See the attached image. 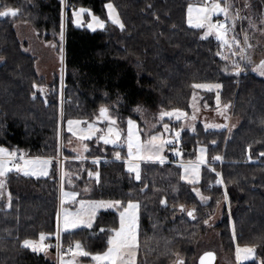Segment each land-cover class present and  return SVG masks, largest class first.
Returning a JSON list of instances; mask_svg holds the SVG:
<instances>
[{
	"label": "trees",
	"instance_id": "trees-1",
	"mask_svg": "<svg viewBox=\"0 0 264 264\" xmlns=\"http://www.w3.org/2000/svg\"><path fill=\"white\" fill-rule=\"evenodd\" d=\"M252 1L264 18V0ZM190 2L0 0V11H18L16 17L0 18V147L52 161L46 177L7 175L6 188L0 190V264H57L51 256L56 247L33 252L23 241L47 234L56 242L63 188L78 191L81 199L116 200L122 207L139 203L137 264H175L178 258L195 263L208 218L228 198L230 212L226 207L217 225L225 248L236 254L232 219L238 245L255 250V259L241 264H264V76L252 67L240 75L225 71L219 41L201 39L203 30L188 25ZM108 3L118 9L123 28L108 20ZM74 8L105 20V29L77 26ZM84 16L87 23L89 13ZM19 20L30 23L41 39L56 42L64 55L63 78L56 75L48 82L39 73L37 57L19 37ZM204 83L222 86L202 92L204 105L216 109L220 102L240 124L232 131L217 130L199 121L190 130L182 129V118H164L162 127L171 124L170 136L180 130V154L177 158L170 145L167 162H142L139 180L128 171L125 146L92 137L85 156L72 148L74 136L67 129L71 119L92 123L107 108L118 125L138 121L145 136L148 123L157 122L162 112L190 113L195 85ZM103 120L107 130L109 122ZM200 146L207 148V165L193 184L183 179L176 161L196 160ZM217 171L224 186L215 184ZM119 224L117 211H102L91 228L63 233L62 244L80 242L90 253H102L110 230Z\"/></svg>",
	"mask_w": 264,
	"mask_h": 264
},
{
	"label": "rangeland",
	"instance_id": "rangeland-1",
	"mask_svg": "<svg viewBox=\"0 0 264 264\" xmlns=\"http://www.w3.org/2000/svg\"><path fill=\"white\" fill-rule=\"evenodd\" d=\"M207 3L210 5L211 0H207ZM110 4H112L113 9L115 10V12H114L115 16L118 17L120 23L123 24L118 9L116 8V6L113 3H110ZM190 4H192L196 7L201 6L197 2V0H191ZM246 4L248 6H246ZM84 10L85 11L79 17H77L75 15V22H76L77 26H80V27L87 26V28L90 29L91 31H96L99 29H105V27L107 25V22L105 20H103L99 16L93 14L89 10H86V9H84ZM79 11H80V9L76 10L75 13L79 12ZM86 13H89V16H90V20L87 23H85V16H84ZM187 14H188V12H187ZM237 14L239 15L240 18L235 19V23L233 26V19L236 17ZM107 16H108V20L110 22H112V19L109 16V9L108 8H107ZM93 17L99 19L103 23L104 26L100 27L98 24L94 23ZM212 20H213V22H221L222 21V22L226 23L230 28L228 35H227V39L229 40V44L231 46L224 45V44H222L221 41L218 40L220 43V48H221V55L223 56L224 60L226 61L225 71H227L228 73L237 72L238 69H237V67H235V65H239V68L243 69V71L239 72L238 75H240L242 72H245V70L248 67L256 68L257 65L260 63L261 58L264 55V18H263V15L258 10H256V8L253 4V1L252 0H231V8L229 10L228 18L225 19V17L223 15H220V16H213ZM89 24L92 25L91 28L88 27ZM116 25H119V24H116ZM188 25H189V23H188ZM16 29L18 31L20 39L24 43L25 50L28 53L37 57V59H38L37 66H38L39 73L42 76L46 77L48 79V82L53 81L54 78L56 77V75L62 76V78H63V76H64V71H63L64 70V55L59 52L56 42L55 41H46V40L41 39L38 36L36 29L30 23L23 21V20H19L16 22ZM202 30H203V34H204L206 29H202ZM209 37H214L216 39L215 35H211ZM232 37H235L236 40L239 41L238 45L235 43H232ZM245 37H247V40H245ZM249 45H251V47H249ZM249 60H251V63L248 62ZM257 72L261 76H264L259 71H257ZM196 85H207V86H210L211 90H209V88H197V87H195L197 90H196L194 97L192 99L191 112L185 113V112L179 110V112L185 114V115L181 116V118L183 119L182 129L194 130L196 127V124L200 121V122H203L206 125V127L209 129L231 130V131L234 130L240 124V119L233 116L232 110L230 111L228 108H226L222 104H220V102H217V104H219V106L216 109L206 107L203 103V93L202 92H204V91H219L222 86L219 84H216V83H204V84H196ZM216 85H219L218 89H217ZM42 89H44V88L42 87ZM137 109H140L139 111L136 110L137 113L145 118L146 115L144 114V111L142 110V108H137ZM174 111H176V110H172V111H168V112H174ZM164 118H169V117L165 116ZM172 119L177 120L174 116L172 117ZM71 120L75 121L78 119H71ZM78 121H80V120H78ZM103 121H104L103 118H99V119L97 118V120H95V122H92V123L95 124V126L97 128L104 130V133H106L107 130H105L103 127ZM149 121H153V118L150 119ZM133 122L136 126V130L138 131L139 139L141 142L145 141L144 143H146L147 141H149V139H150L149 137L152 136L153 134H159L160 135L161 133H163L165 135L167 134V137L164 138L165 141H171V143H166V144H168L169 146L172 145L173 147L176 146L175 149H179V138H177L176 136H170V133L172 131L171 124H168L167 122L164 123V125L167 124L169 126L168 131H165L164 125L162 127L163 121L160 118L157 122H149L147 130H146V135L144 136L142 133L143 131L140 129V123L138 121H133ZM84 124L85 123H81L79 125V127L80 128H86L87 124L86 125H84ZM209 125H212L213 127H208ZM115 127L117 129H119V131L121 133L120 141L118 142V144H110V145H112V146L125 145V147L127 148V144H126L127 130H125L124 128H122V126H119L118 124H116ZM73 128L75 129L76 126L74 125ZM67 129H68V125H67ZM176 132L180 133V130H175L174 133H176ZM104 133L97 132L92 137H99L100 135H102ZM73 136H74V140H73L72 148L75 150V152H77L78 155L85 156L87 153V150H88V149L85 150V146H86V148H88L86 141L89 139H83L82 140L79 138L78 135H73ZM114 138L115 137H113V139ZM127 151H128V148H127ZM165 155L166 156L164 157L163 161L167 162V160H168L167 152H165ZM176 156L178 158V154H176ZM127 157H128V152H127ZM180 160L181 159H179V161H176V163L179 166H181L182 171H183V163L184 162H182L183 160L182 161H180ZM142 162H153L154 163V162H160V161H156L155 159H153L151 161H145V160H143V161H139V160L132 161V163L139 165L140 174H141V163ZM187 162H195V163H191V164H197L199 162V160L197 157L196 160H191V161H187ZM206 165H207V161H206V163H202L199 165L198 182L200 181V178H201L202 168ZM127 166L129 168V162H128ZM186 167H187V165H186ZM217 175H218V180H216L215 184L224 186L225 184H224V181L222 178L221 171H217ZM31 176H41V175H31ZM182 177L184 179L183 172H182ZM184 180L187 181L186 179H184ZM217 181H222V183H217ZM193 184H195V183H193ZM211 186H213V184ZM65 192L76 193L77 195L75 197V201L71 200L70 197H64L63 193H65ZM198 192H199V195H201V192L200 191H198ZM80 201H83L85 206H87L91 202H100V201L115 202L116 200L81 199L78 191L73 190V189L63 188L61 190V197H60V211H59V219H58L59 224H58L57 235L60 234V229L63 233L71 232V231L65 232L62 230V228H63V213L64 212L76 213V212L80 211V208H81ZM129 203L138 204V206H139L138 209L136 210V216H137V240H138V244L140 246V242H139V237H140V235H139V231H140V227H139L140 205L137 201H130ZM127 205L125 207H122L121 202H120V205L117 207L98 209L96 212L93 224L95 223L97 215L100 212L108 211V210H115L119 213V216H120V213L122 211H124V209L127 207ZM226 207H227L228 211L230 212V204H229L228 198H226L225 200L220 202L218 204V206L216 207L214 214H212L208 218L207 224H208L209 229L206 233H204L199 238V240L197 242L196 258H195L196 262H197V259L200 257V255L203 254L204 252H207V251H215L217 253L218 259H217L216 264H241V263L251 262V261H253V259H255V253H254L253 257H249L248 259L245 260L243 258L245 254L243 252H241V259L238 260L237 254L234 255L230 252V250H227L225 248V246L221 240L220 230L217 228V225L223 219L224 210ZM86 218L87 217H85V219ZM77 229H79V228H77ZM74 230H76V229H74ZM74 230H72V231H74ZM231 230H232V235L234 238V243H235L236 249H237V247H239L241 249L253 248L252 245H248V244L238 245V242L236 239L235 227H234V223H233L232 219H231ZM63 246H64V249L62 248L63 251H61V252L58 251L55 254L57 264H62V259L65 262L73 259L71 252H69L65 249L66 245H63ZM138 253H139V248H138L137 256H136V264L138 263ZM82 258L83 257H76V264H95V262H90V263L89 262H83ZM196 262L193 264H197Z\"/></svg>",
	"mask_w": 264,
	"mask_h": 264
},
{
	"label": "snow or ice",
	"instance_id": "snow-or-ice-1",
	"mask_svg": "<svg viewBox=\"0 0 264 264\" xmlns=\"http://www.w3.org/2000/svg\"><path fill=\"white\" fill-rule=\"evenodd\" d=\"M197 2L201 5L196 7L192 4L188 6V23L190 27H194L197 29H206L204 34L201 36V39H208L209 36L215 35L216 39L221 41L222 44L231 46L229 44V40L227 39L228 32L230 30L229 26L224 22H213V16L223 15L225 19L229 16V10L231 8V0H211L210 5L207 3V0H197ZM246 6H248L246 4ZM107 8L109 9V16L112 19L114 24H119L121 28L124 27L122 23H120L118 17L115 16L112 4H108ZM85 10L80 9L79 12H76L75 15L79 17ZM195 14V15H194ZM18 12L16 10L8 9L5 11H0V18H7L9 16L16 17ZM239 15L233 19V26L235 23V19H239ZM93 22L98 24L100 27H103V23L93 17ZM88 27H92L91 24ZM61 39H63V34H61ZM247 40V37H245ZM232 43L239 44V41L236 40L235 37H232ZM251 47V45H249ZM219 54V53H218ZM251 63V60L248 61ZM237 67V75L243 69L239 68V65H235ZM253 71H259L262 75H264V60L260 61L256 68ZM197 88H209L207 85H195ZM218 88L219 85H216ZM227 107V106H226ZM140 109H137L139 111ZM109 110L107 108H101L99 110V118H103L109 122V127L107 128L106 133L104 130L99 129L93 123L81 122L78 120H69L68 131L72 132L73 135H78L80 139H90L97 132L104 133L98 137V139L102 140L104 144H118L120 141L121 133L119 129L115 127L116 121L115 119L109 116ZM185 115L184 113L176 110L174 112H162L160 115V119L163 120L165 116L172 118L173 116L178 120L181 116ZM81 123H86V128H80L79 125ZM76 126L74 129L73 126ZM208 127H213L209 125ZM169 126L167 124L164 125L165 131H168ZM176 137L179 138L180 133H175ZM113 137H115L113 139ZM166 143H171V141H164L160 136H152L149 141L146 143H142L139 139L138 131L136 130V126L133 121H128V130H127V138L126 144L128 148V158H129V168L128 171L135 174V178L139 180L141 178L139 165L132 163L134 160H145L151 161L153 159L159 160L160 163H163V159L160 157V153L164 148ZM214 143V142H213ZM85 150H87L85 146ZM204 152V149H201V153ZM178 154V153H177ZM264 155V153H261ZM116 159H120L119 153L116 154ZM214 159L219 160L220 157H215ZM96 163L97 161H93ZM52 163L50 159H42L40 157H36L33 159H27L25 153H19L17 150L10 151L6 148L0 147V190L6 188V177L11 172H16L18 174L22 173L24 176L30 175H47L48 174V166ZM205 163L203 156L199 159L197 164H189L188 167L185 168V172L187 173L189 169H191L193 173V178L189 180V183H198V170L199 165ZM91 175V173H90ZM185 179L187 177H184ZM217 183H222V181H217ZM3 193L0 192V195ZM199 195V192L197 191ZM64 197H70L71 200L75 201L76 193H63ZM202 199H207L206 197H202ZM11 200V196L9 194V201ZM162 203H164L162 201ZM80 211L76 213L64 212L63 213V228L62 230L72 231L77 228L85 227L91 228L95 219V215L98 209L100 208H112L120 205L119 201L115 202H91L87 206H85L83 201H80ZM138 204L129 203L127 207L120 213V225L118 229H112V236H110L107 240L106 251L98 254H92L87 251L84 246L80 242H76L73 247L69 249L72 254L73 259L68 261H63L62 264H76V257H90V259L95 262V264H136V256L139 248L138 240H137V216L136 210L138 209ZM181 211H184L183 206H181ZM189 216H193V212H188ZM85 217H87L85 219ZM101 232L106 231L105 229H100ZM47 237L44 234H41L39 237V242L24 240L23 247L30 248L33 252L45 251L49 245L44 244V241ZM253 248H244L241 249L237 247L236 254L237 259H241V252H243L244 259H248L249 257L254 256ZM212 253H206L204 257L200 258V264H205L206 258H212ZM175 264H184L183 259L178 258L175 261Z\"/></svg>",
	"mask_w": 264,
	"mask_h": 264
},
{
	"label": "crops",
	"instance_id": "crops-1",
	"mask_svg": "<svg viewBox=\"0 0 264 264\" xmlns=\"http://www.w3.org/2000/svg\"><path fill=\"white\" fill-rule=\"evenodd\" d=\"M219 88V87H218ZM217 88V89H218ZM131 121H134L133 119H130ZM129 121V120H128ZM128 121H127V124L125 125V127L124 126H122V128H124L125 130H128ZM119 126H121V125H119ZM160 136V137H162L163 138V140L165 141V139L164 138H166L167 137V134L165 135V134H163V133H161L160 135L159 134H153L152 136ZM152 136H150L149 138L151 139V137ZM149 139V140H150ZM145 141H143L142 143H144ZM121 146H125V145H121ZM169 147V145L168 144H165L164 145V148H163V150L161 151V153H160V157L162 158V159H164V157L166 156L165 155V152H166V150H167V148ZM4 148H6V147H4ZM6 149H8V148H6ZM201 149H204V152L203 153H201ZM8 150H10V149H8ZM10 151H12V150H10ZM174 152H176V154L178 153V156H179V154H180V150H173ZM128 152V151H127ZM19 153L20 152H18V155H19ZM201 156H203V159H204V161H205V163H206V161H207V148L206 147H204V146H200L199 147V150H198V160L201 158ZM27 159H33L32 157H26ZM42 159H46V158H42ZM156 160V159H155ZM128 161H129V158L127 157V160H126V163L128 164ZM139 161H143V160H139ZM156 161H159V160H156ZM180 161H182V160H180ZM182 162H184L183 163V176L184 177H187L186 178V180H187V182L189 181V180H191L192 178H193V173H192V171H191V169H189V171L186 173L185 172V168H186V165H187V167H188V165L190 164V163H195V162H187V161H182ZM185 165V166H184ZM50 166H51V164L48 166V169H47V171H48V174H49V172H50ZM20 174H22V173H20ZM47 174V175H48ZM46 175V176H47ZM31 176V175H30ZM45 175H41V176H31V177H46ZM0 179H4V178H0ZM185 179V178H184ZM58 224H59V222H58ZM60 234H62V236H63V232L61 231V229H60ZM36 242H39V240L38 241H36ZM52 257H53V259H55L56 260V258H55V255H51ZM82 261L83 262H93L91 259L89 260V261H87V260H85L84 258H82ZM57 262V261H56Z\"/></svg>",
	"mask_w": 264,
	"mask_h": 264
},
{
	"label": "built area",
	"instance_id": "built-area-1",
	"mask_svg": "<svg viewBox=\"0 0 264 264\" xmlns=\"http://www.w3.org/2000/svg\"><path fill=\"white\" fill-rule=\"evenodd\" d=\"M65 1V3H66V1L67 0H64ZM67 9H69V7L66 5V7H65V12L67 11ZM78 8H74V10H77ZM179 148H182V145H179ZM46 237H47V239L44 241V244H46V245H49V247H47L46 249H50V248H52V247H56L57 248V251H59V252H61V251H63V249H64V246L62 245V240H61V234H59L58 236H57V240H56V242H52L51 241V236L50 235H45ZM74 244H75V242H69L66 246H65V249L67 250V251H69V249L71 248V247H73L74 246ZM63 248V249H62ZM70 252V251H69Z\"/></svg>",
	"mask_w": 264,
	"mask_h": 264
},
{
	"label": "water",
	"instance_id": "water-1",
	"mask_svg": "<svg viewBox=\"0 0 264 264\" xmlns=\"http://www.w3.org/2000/svg\"><path fill=\"white\" fill-rule=\"evenodd\" d=\"M12 10H15V9H12ZM1 19H4V18H1ZM206 253H212L213 256H212V258H206L205 259V264H216L217 259H218V255H217V253L215 251H207V252H204L203 254H201L200 257L198 258V264H200V258L204 257Z\"/></svg>",
	"mask_w": 264,
	"mask_h": 264
}]
</instances>
